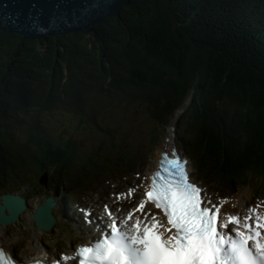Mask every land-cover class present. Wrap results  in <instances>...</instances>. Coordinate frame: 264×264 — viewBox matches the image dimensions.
Returning a JSON list of instances; mask_svg holds the SVG:
<instances>
[{
  "label": "trees",
  "instance_id": "1",
  "mask_svg": "<svg viewBox=\"0 0 264 264\" xmlns=\"http://www.w3.org/2000/svg\"><path fill=\"white\" fill-rule=\"evenodd\" d=\"M189 94L181 129L203 162L239 155L212 143L227 132L242 144L264 141V0H130L89 34L34 40L0 31V137L11 141L16 133L43 140L51 128L18 118L25 104L52 112L69 103L88 118L87 107L102 117L153 100L164 114ZM207 133L217 137L204 143ZM9 150L17 152L0 140V157Z\"/></svg>",
  "mask_w": 264,
  "mask_h": 264
},
{
  "label": "snow or ice",
  "instance_id": "2",
  "mask_svg": "<svg viewBox=\"0 0 264 264\" xmlns=\"http://www.w3.org/2000/svg\"><path fill=\"white\" fill-rule=\"evenodd\" d=\"M186 165L175 151L171 158L163 153L146 199L122 220L106 206L107 230L71 257H61L64 264H264V205L248 209L243 217L221 219L220 206H208L211 200L190 181ZM134 192L130 189L127 195ZM147 203L162 211L166 225L145 211ZM0 264H13L3 250Z\"/></svg>",
  "mask_w": 264,
  "mask_h": 264
},
{
  "label": "rangeland",
  "instance_id": "3",
  "mask_svg": "<svg viewBox=\"0 0 264 264\" xmlns=\"http://www.w3.org/2000/svg\"><path fill=\"white\" fill-rule=\"evenodd\" d=\"M191 92L192 91H190V93ZM190 98L191 97L189 94L184 100H182L183 102L181 103V105H179L178 109H176L174 112H164V114L162 113L163 111L160 112V108L158 107L159 104L157 102H154L153 100L141 103L135 102L129 104L128 107L130 108V112H124L121 110L113 112L112 122L107 119H105V121L100 119L99 116L95 113L94 109L88 108L87 106L85 107L89 109L91 114L88 118H85L84 114L86 115V108H84L85 112L82 111V114H79L78 111L74 112L72 110L69 112L66 109V107H68L67 105H71L69 103L65 105L54 104L52 105V107L48 106V109H50L52 112H46L44 110H32L31 112H28L25 111V108H27L28 106L27 104H25L24 108L20 107L19 109L23 111H20L16 116H18V118H21L20 116H23V118L27 120V123L30 124H34L36 122L37 126L32 125V128L40 129V127H43V125H50L51 128L46 132V135L43 139L44 141H47L48 136L50 138L48 141L50 142H44L40 137V139L36 141V137L29 138L25 133H16V135L14 136V140L12 141L8 137H0V140L4 145L8 144L12 146L14 150H17V152L13 150L10 151L9 156L0 157V195L4 192V190H1L2 186L8 188L7 184L5 183L6 181L4 182V175L6 172V176L9 175L10 170L8 171V168L11 165L10 163L21 161L22 164H25V161L21 159V156L24 153L27 154V151L34 152V150L39 151L43 155L50 158V147L55 146V143H57L61 138H63V142L59 146H62L64 149L62 151V154L64 156H68L66 161L72 165V168H77L79 165H81L80 169L86 170L87 168H90V163L92 162V160L98 159L96 155L103 158L105 150L109 151V153H112V149L114 148L113 146L116 145V143H118V145L120 143H125V145L121 146L127 147V156L129 158L139 154V159L137 160V162H150V160L153 159L159 151L168 148V146L166 147L165 137L168 134V130L170 128L173 129L174 133V146L177 145L183 153L190 154L191 148L185 147L184 144H182L183 137L181 138V134L185 135L183 133V129H181V122L184 119L188 118L187 114H189V112L187 110V105L190 101ZM86 103L88 102L86 101ZM180 109H182L181 113H179ZM156 111L161 113H158L159 117L161 118V122L156 120L155 118ZM13 121L15 120H8L9 123ZM39 121H41L40 123H42L43 125L39 126ZM106 132L110 133L112 137H108ZM234 133L236 134L237 131H234L232 133L227 132L226 137L220 138V140L216 138V140H214L213 142L211 141L210 137L217 136L207 133L208 135L206 136L204 143L206 141H211L215 146L224 147L226 151L234 152V150L237 149V151H235V153H237L241 151V147L244 146L240 145V141L236 137V135H234ZM227 135H229V137H227ZM254 135L256 137L258 136L257 134ZM24 137H28V140L27 142L21 144V141ZM258 139L262 138L258 136ZM72 141L75 142V147L72 145ZM171 146L172 145L169 146V149L171 148ZM194 147L195 145L193 146V148ZM146 154L151 155V157H148ZM245 154H247V152ZM194 155L195 151L193 153V156ZM245 157L250 160L252 159L251 156ZM52 158L54 159L53 163H57L56 158ZM148 159L150 160L148 161ZM210 159L214 160L215 162L217 161L215 157H210ZM217 159L218 161L220 160L219 157H217ZM15 165L20 166L19 163L14 164V166ZM31 165L32 164H26L18 168L24 169ZM14 172L18 173L19 170L17 168H14ZM194 172L195 171L193 169V173ZM132 179L134 180V177H132ZM115 181L116 184L114 186H116V188H125L124 183H122L119 177L116 178ZM37 195L40 199H42L44 193H39ZM33 201L35 200H32L31 202ZM31 215L32 212H28L26 217L28 218L27 222L32 225ZM20 226V224H16L13 226L9 225L10 230L7 229V231H5L4 233L8 237H15L16 245H20L23 248L24 243L29 244L30 239L26 241L23 238L19 239L18 234L23 232L22 228H19ZM11 232L13 234H10ZM34 239L38 243L44 242L43 239ZM22 248L16 247L15 249ZM41 248L44 249L43 246H41ZM49 250L51 249L49 248ZM26 252L29 253L28 251Z\"/></svg>",
  "mask_w": 264,
  "mask_h": 264
},
{
  "label": "water",
  "instance_id": "4",
  "mask_svg": "<svg viewBox=\"0 0 264 264\" xmlns=\"http://www.w3.org/2000/svg\"><path fill=\"white\" fill-rule=\"evenodd\" d=\"M130 0H0V31L40 40L69 32L89 34L106 18L118 16ZM5 206L22 201L3 196ZM38 213V214H37ZM36 217L46 219L38 209ZM8 220L0 207V223Z\"/></svg>",
  "mask_w": 264,
  "mask_h": 264
},
{
  "label": "bare ground",
  "instance_id": "5",
  "mask_svg": "<svg viewBox=\"0 0 264 264\" xmlns=\"http://www.w3.org/2000/svg\"><path fill=\"white\" fill-rule=\"evenodd\" d=\"M69 33H71V32H69ZM181 112H182V109H180L179 113H181ZM165 140H166V146H168V147L170 145L174 146V142H173L174 141L173 129L170 128L168 130V134L166 135ZM121 145H123V143ZM61 149H63L62 146H57L55 150L58 151V150H61ZM172 151H173V149H172ZM204 152H205V150L203 149V151H202L203 155H204ZM240 153H241V151H239V152H237L235 154H240ZM157 156L159 157V153H157ZM158 157H157V159H158ZM118 158L119 157H117L116 159H112L111 158V160H107V162H110L112 166H115L116 160ZM193 158H194L193 159L194 160V163H197L196 165H198L200 167L201 173H203L206 176L217 177V178H219L218 177L219 174H217L216 172H220V169H222L221 167H223L225 170H227L229 166L234 165V164L238 165L239 162L243 163L244 165L246 164L245 163L246 160L239 161V160L234 159V161H231L228 164L221 165L220 163H218L219 164L218 165L217 162H215L214 160H212L210 158L207 159V160L205 159L204 160V163H203V161L201 159H199L196 156H193ZM236 158L238 159V157H236ZM256 159H257L258 162H264V156H256ZM16 163L18 164V162H16ZM80 167H81V165H79L77 168H72L71 167L72 174L76 178L77 177H81L82 174H83L82 169H80ZM22 174H24V173H22ZM27 175L28 176H27L26 179L27 180H31L32 183H35L37 185L35 187V190H34V194L36 196H38L37 194H39V193H45V194H47L40 186H38L39 184H41V181H40L41 180V178H40L41 173L39 171H34V172L29 173V174L27 172ZM192 180H194V182H197L198 181V177L195 176V177L192 178ZM53 193L56 194V195H61V194L59 193V191L54 190V189L52 190L51 193H49L50 196H52V199L53 200L55 199V201L53 203L55 205H57L59 209L60 208L62 209V207H64V206L67 207V208H72L71 205H68L67 204V200L66 199H64V198H62L61 200H60V198L57 199L53 195ZM11 197L12 198H15V199H19L17 196H11ZM26 203H27V201H25V204ZM224 204H225L226 207L240 205L241 204V199L239 197H234V201L232 203H229V205H228V200H225L224 199ZM217 205H219V204H217ZM0 207H1L2 210L3 209H6L7 210L5 217L8 219V220H5L4 219L5 222H1V224L2 223H8L7 225H0V238L1 239L2 238H3V240L7 239L6 238L7 236H6V234L4 232L7 231V229L10 230V227L8 225L9 224H12L11 222L14 221L17 224H20L21 225L20 227L23 230L22 233H19L18 234L19 239L20 238H23L26 241L28 237L31 238L29 240V244L24 243V247L23 248L19 245L20 248H22L23 250H27V245L30 246V247H32L34 245V242L36 241L34 238H36L37 240L43 239L44 242H40L38 244L40 246H43L44 249L43 248H36L37 251H39V254L38 255L46 254V252H49L51 254L50 256H54L55 255V253L52 252L51 250H49V248H51V247L52 248H55V242L56 241H59V240H56V239H58L61 236V234H62V230H63L62 227L59 226L57 228V235L56 236H53V235H51V234H54V232L52 230L49 231L51 233L50 234L46 230H43V229H35V227H33L31 224H29L27 222L28 218L26 217V214L24 215L25 211H23L21 213L17 209V207L16 208H11V207H8V206H5V205H0ZM220 208L222 210H224V206H220ZM35 209L36 208L33 209V212L35 211ZM46 210H47V213L50 214V209L49 208H46ZM67 210L68 209H66V211ZM74 211H75V207H74ZM74 211H70L71 213L67 212L66 216H65V214L62 215V216L63 217H67L69 219V221H71V223L70 222H67V223L69 225H72L73 227H75V229H77V230L78 229L84 230V228H81V226H79L76 223V221H74V219L72 217V214H73ZM50 222H51V224L53 223L52 219L50 220ZM72 226H68V227L72 228ZM48 230H49V227H48ZM91 232H93V233H99V234L102 233V232H98L97 230H91ZM10 234H13V233L11 232ZM0 243L2 245H6L5 246V249H6L7 252H10V250H12V248L10 247L11 246L10 241H8V240H6L5 242L0 241ZM47 250H49V251H47Z\"/></svg>",
  "mask_w": 264,
  "mask_h": 264
}]
</instances>
